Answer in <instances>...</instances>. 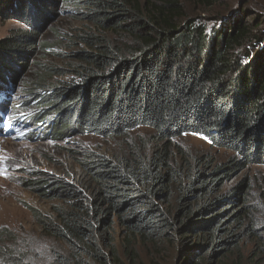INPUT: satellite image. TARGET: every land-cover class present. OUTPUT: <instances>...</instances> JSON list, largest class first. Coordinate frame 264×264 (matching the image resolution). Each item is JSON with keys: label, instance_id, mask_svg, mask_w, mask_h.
Segmentation results:
<instances>
[{"label": "trees", "instance_id": "trees-1", "mask_svg": "<svg viewBox=\"0 0 264 264\" xmlns=\"http://www.w3.org/2000/svg\"><path fill=\"white\" fill-rule=\"evenodd\" d=\"M192 1L210 8L218 0ZM67 7L87 11L91 25L78 36L85 49L74 54L77 83L48 87L35 79L18 112L43 109L38 124L47 123L56 140L69 133L120 139L146 128L159 146L80 163L93 184L89 195L63 179L34 183L59 203L46 217L31 210L32 217L61 245L35 264H137L136 246L167 249L172 264H264V229L256 230L249 183L225 186L231 173L264 166L260 23L238 18L208 30L179 0H0V20L23 26L0 39V120L7 88L24 83L30 59L49 47L40 43L43 29ZM31 67L41 71L38 63ZM187 134L232 159L218 165L171 145ZM8 234L0 229V264H27L3 245ZM246 239L255 244L251 256Z\"/></svg>", "mask_w": 264, "mask_h": 264}, {"label": "rangeland", "instance_id": "rangeland-1", "mask_svg": "<svg viewBox=\"0 0 264 264\" xmlns=\"http://www.w3.org/2000/svg\"><path fill=\"white\" fill-rule=\"evenodd\" d=\"M179 1L185 15L199 20L208 30L232 19L237 21L242 18L247 19L251 27L260 23L255 34L264 37V0H218L210 8L196 5L192 0ZM61 11L58 17L43 29L40 43L49 47H43L42 52L37 50L30 59L24 74V83L20 81L7 88L5 96L9 105L0 120V229L10 232L9 238L2 241L6 248L10 246L15 249L19 256L25 255L27 264L46 261L50 257L51 249L61 246H54L50 239L42 235L31 213L33 210L46 217L51 214V207L59 202L42 197L38 191L39 187L34 183L63 179L76 183L81 193L89 195L93 184L80 163L86 164L94 155L120 157L126 155L128 149L141 150L148 154L155 146H159L153 139L154 133L146 128L131 130L120 139L69 133L56 140L50 137L47 123L38 124L45 115L43 113L38 116L43 109L30 106L29 111L18 112L23 102L29 99L27 93L32 89L31 82L35 79H42L48 87H72L77 83L74 54L85 49L78 36L91 25L83 17L87 12L84 9L74 10L67 7ZM255 20L256 22H253ZM22 29L23 26L17 22L0 20V39L10 37ZM34 63H38L41 68L37 74V67H31ZM28 80L30 82L25 83ZM38 93L42 92H37L36 98ZM7 117L12 118L7 122H11L9 125L5 124ZM29 117L31 121H28ZM14 127L21 130L15 131ZM171 145L178 146L191 157L208 156L218 165L226 164L233 157L232 153L212 148L204 137L198 135L180 136L172 140ZM243 181L249 183V204L255 208L252 215L257 221L256 230L261 232L264 229V166H250L231 173L225 186L232 190ZM261 237H264V233ZM114 239L117 249L122 252L123 235L117 227L114 228ZM245 242V255L251 256L255 244L248 239ZM136 253L137 264L173 263V257L167 249L162 251L136 246Z\"/></svg>", "mask_w": 264, "mask_h": 264}]
</instances>
